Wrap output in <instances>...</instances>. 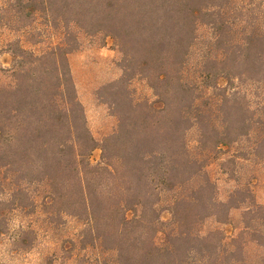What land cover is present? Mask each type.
<instances>
[{
    "label": "trees",
    "instance_id": "1",
    "mask_svg": "<svg viewBox=\"0 0 264 264\" xmlns=\"http://www.w3.org/2000/svg\"><path fill=\"white\" fill-rule=\"evenodd\" d=\"M245 2L0 0V57H13L11 69L0 66L11 79L0 80V264L35 252L39 264H264V205L253 193L237 191L227 203L215 195L207 203L203 187L180 195L221 147L247 141L243 159L264 161V0L257 19V7ZM202 28L212 37L201 76L191 77ZM83 38L114 39L124 56L123 81L139 69L162 104L146 103L141 115L139 104L127 110L115 104L119 128L105 140L98 166L91 163L97 146L69 64ZM212 65L222 70L213 73ZM213 75L227 83L243 79L263 92L255 109L245 95V131L234 140L219 118L230 93L220 88L222 103L209 99L217 87L205 80ZM208 111L220 126L206 121ZM212 132L217 140L207 145ZM197 166V174L182 178ZM233 210L243 211L237 234L204 230L210 220L230 224Z\"/></svg>",
    "mask_w": 264,
    "mask_h": 264
},
{
    "label": "rangeland",
    "instance_id": "2",
    "mask_svg": "<svg viewBox=\"0 0 264 264\" xmlns=\"http://www.w3.org/2000/svg\"><path fill=\"white\" fill-rule=\"evenodd\" d=\"M245 3L248 7H257L254 14L256 19L262 14L261 10L258 11L262 0H246ZM199 36L200 39L190 64L191 77L195 75L201 76L197 73V70L200 69V58L204 55L207 41L211 39L212 33L208 28H202ZM82 40V49L69 57V64L79 101L85 111L87 127L97 146L92 153L91 163L93 166H98L104 155L103 145L105 140L117 133L119 128V117L117 111H115V104H119L120 108L124 110H127L130 104H139L141 108L137 110L138 115H141L146 103L153 104L157 109H161L162 104L159 103L158 98L153 96L147 82L143 76L139 75V69H135V66V70L132 68L134 72L130 73L129 78L123 81L125 73L124 56L114 39L99 38L94 40L83 38ZM12 63L13 57L10 54H3L0 57L2 69H11ZM223 69L225 70V66ZM210 70L216 73L218 70L221 71L222 67L212 65ZM232 73L234 74L235 72ZM0 80L4 85H8L11 82L10 75L7 72L1 73ZM205 83L217 87L212 91V97H210L211 94L209 96L210 101L213 100L212 103H222L224 96H222L223 92L220 88H225L228 94L230 93V98L228 97L224 101V107L221 108L219 118L228 122L230 126L229 138L234 140L239 132L245 131V128H243L247 118L244 110L245 95L247 94L248 100L252 102L255 109L263 100L261 87L251 82L248 83L243 79H236V81L232 80V82L227 83L224 79L218 80L214 75L206 78ZM198 93L200 97L204 96L199 91ZM235 93L239 94L236 97H232L231 95ZM205 101H207L205 98L201 99V104ZM207 113L206 121H210L208 118L212 117L216 120L210 121L214 126L221 125L215 112L214 114L212 111ZM196 139V130H191L187 134V142L190 148H193V155H195L194 152L196 151L194 148ZM216 140L217 134H211L207 145H213ZM240 143L239 146L231 148L227 146L221 147V151H218L217 155H215L216 159L207 161L201 171L198 166L190 169H185L187 168L185 167L182 178L188 179L195 172L197 174L198 171H200V174L196 176L194 174V177L186 182L187 184L183 186L180 195L189 196L195 190L203 187L200 196L202 195L204 201L208 203L210 198L215 195L219 201L227 203L235 192L249 190L255 195L258 203L264 205V161L254 160L246 162L242 157L244 156L243 149L250 146V144L247 141ZM183 163L186 164V162ZM238 200H240V197ZM237 204L238 201L233 205L236 206ZM161 215L166 222L170 220V214L166 211V203L162 205ZM242 216V210H233L230 224L217 225L210 220L205 224L204 230L208 232L219 229L228 236H233L242 228ZM76 227H78L76 224L70 225L69 231L71 232ZM249 251L255 254V246L251 245ZM39 254L35 252L18 261V264H39L41 260Z\"/></svg>",
    "mask_w": 264,
    "mask_h": 264
}]
</instances>
